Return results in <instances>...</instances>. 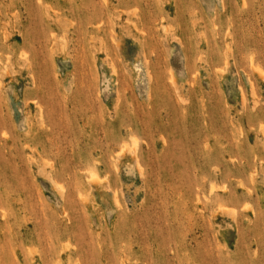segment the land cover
Here are the masks:
<instances>
[{"label":"rangeland","instance_id":"1","mask_svg":"<svg viewBox=\"0 0 264 264\" xmlns=\"http://www.w3.org/2000/svg\"><path fill=\"white\" fill-rule=\"evenodd\" d=\"M0 264H264V0H0Z\"/></svg>","mask_w":264,"mask_h":264},{"label":"bare ground","instance_id":"2","mask_svg":"<svg viewBox=\"0 0 264 264\" xmlns=\"http://www.w3.org/2000/svg\"><path fill=\"white\" fill-rule=\"evenodd\" d=\"M253 68H254V67H253ZM255 69H256V67H255ZM258 71H259V70H258ZM260 71H261V70H260ZM262 71H263V70H262ZM262 71H261V72H262ZM170 73H171V72H170ZM171 76H172V75H171ZM169 80H170V79H169ZM171 80H172V79H171ZM90 174H92V175H93V177H92V178L94 179V178H95V172H92V173H90ZM96 175H97V174H96ZM90 178H91V177H90ZM92 178H91V179H92ZM212 186H213V185H212Z\"/></svg>","mask_w":264,"mask_h":264}]
</instances>
